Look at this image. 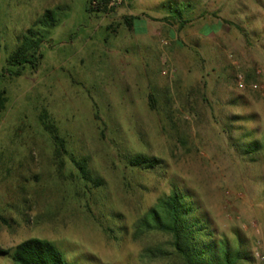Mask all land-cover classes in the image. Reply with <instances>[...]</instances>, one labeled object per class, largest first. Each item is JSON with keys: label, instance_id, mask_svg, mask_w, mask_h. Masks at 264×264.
Here are the masks:
<instances>
[{"label": "rangeland", "instance_id": "rangeland-1", "mask_svg": "<svg viewBox=\"0 0 264 264\" xmlns=\"http://www.w3.org/2000/svg\"><path fill=\"white\" fill-rule=\"evenodd\" d=\"M88 1L0 0V74L34 22L48 10L56 21L35 29L40 65L1 82L0 250L39 238L69 264H182L147 252L172 253L169 236L134 228L177 188L216 239L242 245V264H264V148L245 152L264 144V0H128L108 14ZM128 13L157 27L167 15L230 20L248 43L204 54L205 43L171 42L156 26L146 36L137 19L131 30ZM137 155L160 164L132 167Z\"/></svg>", "mask_w": 264, "mask_h": 264}, {"label": "trees", "instance_id": "trees-1", "mask_svg": "<svg viewBox=\"0 0 264 264\" xmlns=\"http://www.w3.org/2000/svg\"><path fill=\"white\" fill-rule=\"evenodd\" d=\"M88 1L90 14H108L112 11L94 10ZM181 16V15H180ZM136 17L126 16L125 23L129 28ZM51 24H49V21ZM165 21L172 20L173 24H179L182 29L189 21L177 19L175 16L166 17ZM54 11L48 10L41 18L34 22L24 35L22 43L17 51L7 60V68L0 74V112L5 109L8 98L6 91L1 88V82L7 75L12 78L22 77L31 66L36 69L40 65L43 55L39 52L42 38L38 37L35 30L38 25H52L55 23ZM229 24L228 21H225ZM32 52V53H31ZM246 82L250 76L243 75ZM53 132V130H51ZM56 140L57 137H55ZM57 142V141H56ZM264 148L259 139L254 138L247 153L257 152ZM160 160L153 156L137 155L130 160L132 167L146 169L156 168ZM81 170L85 180L90 176L86 164H76ZM135 236L156 232L170 237L172 253L167 251L148 249L147 252L154 257L174 256L181 260L182 264H242L249 258L242 251V245L234 248L226 238L216 239L215 233L210 229L209 223L198 215V209L192 201V197L185 191L174 188L169 194L157 199L145 215L139 219L135 226ZM1 255H7L14 264H69L63 253L57 246L39 238H30L18 244L14 249L0 250Z\"/></svg>", "mask_w": 264, "mask_h": 264}, {"label": "crops", "instance_id": "crops-1", "mask_svg": "<svg viewBox=\"0 0 264 264\" xmlns=\"http://www.w3.org/2000/svg\"><path fill=\"white\" fill-rule=\"evenodd\" d=\"M134 1V0H130ZM225 4V3H224ZM224 4L218 5V8L211 14H207V16H214L218 15L220 13L221 9L225 6ZM128 16H132L131 13L127 14ZM167 17H171V15H167ZM199 24L196 25V20H188L185 18L184 20L189 21L182 29L174 26L172 20L170 21H163L158 27L156 26L155 17L148 16L144 18H139L137 21H139L143 28L145 29V35L147 36V33L149 30L153 28V26H156L157 29V36L160 38L165 36L170 39L171 42L174 43H205V53H208L209 50H207V46H205L207 43H248L247 40H243V37L241 35L242 27L234 24L232 21H228L226 23L227 25L222 24L221 21L217 22H209L208 19L204 18V15L198 16ZM227 21V20H226ZM209 22V23H208ZM132 24L131 30H135L136 26ZM226 26L229 27L228 30H226ZM232 27L236 30V33H232ZM241 30V31H240ZM239 31V32H238ZM235 32V31H234ZM238 32V33H237ZM203 57V56H202ZM205 59V57H203ZM206 60V59H205ZM142 68V67H140ZM257 139V138H256Z\"/></svg>", "mask_w": 264, "mask_h": 264}, {"label": "built area", "instance_id": "built-area-1", "mask_svg": "<svg viewBox=\"0 0 264 264\" xmlns=\"http://www.w3.org/2000/svg\"><path fill=\"white\" fill-rule=\"evenodd\" d=\"M127 2L128 0H92L90 6L94 10L112 11L124 6ZM163 43H165V45L168 44V42L165 41ZM238 78H240V82H238L239 86L244 88V76L240 74Z\"/></svg>", "mask_w": 264, "mask_h": 264}]
</instances>
